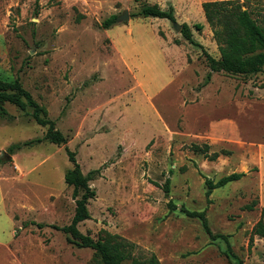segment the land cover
<instances>
[{"label":"rangeland","instance_id":"1","mask_svg":"<svg viewBox=\"0 0 264 264\" xmlns=\"http://www.w3.org/2000/svg\"><path fill=\"white\" fill-rule=\"evenodd\" d=\"M210 1L0 0V79H18L67 141L9 154L47 127L30 108L3 104L14 120L0 118V264H98L93 249L57 228L76 208L67 149L84 175L96 171L90 218L78 228L122 244L123 264L151 255L161 264H264V238L252 232L264 220V67L251 77L213 73L204 86L202 49L182 27L139 14L173 7L175 22L220 60L202 9ZM125 11L128 20L102 26ZM235 172L245 176L207 198L205 177ZM182 209L205 212L208 230Z\"/></svg>","mask_w":264,"mask_h":264},{"label":"trees","instance_id":"2","mask_svg":"<svg viewBox=\"0 0 264 264\" xmlns=\"http://www.w3.org/2000/svg\"><path fill=\"white\" fill-rule=\"evenodd\" d=\"M39 0H36L38 4ZM261 0H217L204 2L202 9L206 21L213 30V38L216 41L220 60L210 55L204 47L196 42L192 35V29L187 24H182L181 33L183 37L192 45L202 49L203 56L209 67V73L203 85L211 81L213 73L225 72L232 75H243L245 77L256 76L263 71L264 67V8L259 4ZM142 17L166 19L175 22L173 7L168 10L160 8L157 4L145 5L140 13ZM116 15L107 19L102 26L109 28L117 21ZM194 28L198 31L203 29V25L197 23ZM178 41H176V44ZM4 103H9L22 111L28 108L32 110L31 115L34 121L42 126L47 127L45 136L40 139L26 141L20 144H13L9 147V154L23 147H30L44 141L57 145L66 144V138L56 129L54 121L46 116V111L41 107L33 96L23 88L17 80L12 82L0 79V118L13 121L14 116L10 115L4 107ZM195 152L204 154L206 158L213 159L209 154V145L199 146L192 145ZM227 151H224L226 154ZM69 160L73 167L65 173V183L73 187V196L76 202L75 213L69 225L57 227L62 232L69 234L71 237L79 240V244L84 248H91L95 251L98 264H123L129 257L126 254L125 247L120 243L111 244L109 242L95 241L90 235L83 234L79 228V223L90 218L88 203L96 196L89 184L93 180L94 172L84 175L80 164L76 160V153L67 149ZM245 176V173H232L214 181L205 177L206 196L212 194L217 189L226 186L230 182L239 181ZM169 183L167 180L163 189L169 192ZM81 194V195H80ZM256 202L246 205L244 209L253 210ZM186 212L189 217H198L203 220L204 227L208 230L205 212ZM264 215V209H262ZM39 228L45 225L42 223H32ZM254 235L264 238V220L260 219L252 229ZM132 264H141L140 261L133 259ZM145 264H161L155 255L146 261Z\"/></svg>","mask_w":264,"mask_h":264},{"label":"water","instance_id":"3","mask_svg":"<svg viewBox=\"0 0 264 264\" xmlns=\"http://www.w3.org/2000/svg\"><path fill=\"white\" fill-rule=\"evenodd\" d=\"M128 19H129V13H128V11H125V12L123 13V15L117 17V20H118V21H121V20H128ZM174 27H175V29H176L177 31H180L182 25H180V24L174 22Z\"/></svg>","mask_w":264,"mask_h":264},{"label":"crops","instance_id":"4","mask_svg":"<svg viewBox=\"0 0 264 264\" xmlns=\"http://www.w3.org/2000/svg\"><path fill=\"white\" fill-rule=\"evenodd\" d=\"M11 157V156H10Z\"/></svg>","mask_w":264,"mask_h":264}]
</instances>
